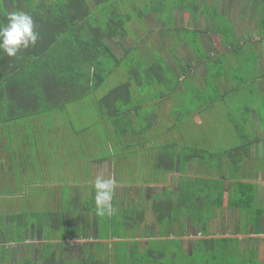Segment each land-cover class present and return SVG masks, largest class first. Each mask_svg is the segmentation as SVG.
Wrapping results in <instances>:
<instances>
[{
  "label": "crops",
  "instance_id": "1",
  "mask_svg": "<svg viewBox=\"0 0 264 264\" xmlns=\"http://www.w3.org/2000/svg\"><path fill=\"white\" fill-rule=\"evenodd\" d=\"M39 1L42 0H30ZM94 1L87 0L88 15L84 21L72 19V23H83L84 34L89 32L85 39L99 35L119 59L145 67L161 65L162 69L152 72V82L146 81L151 87L148 91H137L131 82L133 104H147L141 112L144 119H134L137 124H151L154 132H160L155 136L157 140L178 145L176 168L167 175L166 182L144 186V196L131 202L135 220L122 237L110 230L102 236L96 214H84L83 222L94 221L95 227L79 234L83 240L93 241H85L81 258L86 249L91 251L99 244L100 264H117L113 248L115 243H121L127 260L138 264H149L139 255L155 258L157 252L162 253L158 258L180 253L198 258L199 264H264V0H144L136 14L126 13L123 17L119 13H124L126 7L118 12L119 8L105 9ZM25 3L26 0H0V22H5L11 12L26 13ZM102 11L110 13L103 24L99 16ZM116 22L126 23L125 32L113 33ZM96 27L102 30L97 36L91 30ZM51 50L53 53L48 54ZM60 50L54 42L26 67L37 68L45 60H59ZM72 53H66L67 57L75 58L80 52ZM24 56L25 50L19 52V57ZM131 68L126 69L130 72ZM120 69L121 64L98 88V95L128 81L121 79ZM92 101L91 96L89 102ZM77 107L85 109L79 104H68L71 115ZM80 116L82 123L93 121L85 114ZM71 131L67 128L68 134ZM130 136L137 137L131 133ZM113 164L108 161L105 170L93 166L92 183L87 184L94 185L97 178L107 176L106 180L119 189L115 201L122 209L130 203L133 193L127 195L128 185H116L111 179ZM182 183L203 189L204 197L195 195L194 204L185 198L186 205H180L176 215L168 213L158 220L160 213L154 205L160 196L156 194L161 192L164 198L171 190L170 195L176 200ZM136 186L132 184L130 189ZM140 207L144 209L141 221L133 214ZM73 222L79 226L77 218ZM73 222L69 217L66 220L68 227ZM57 230H49L57 250L74 252L70 242L73 239L58 244ZM25 255L24 248L19 247L7 264H19ZM66 257L68 261L77 258Z\"/></svg>",
  "mask_w": 264,
  "mask_h": 264
},
{
  "label": "trees",
  "instance_id": "2",
  "mask_svg": "<svg viewBox=\"0 0 264 264\" xmlns=\"http://www.w3.org/2000/svg\"><path fill=\"white\" fill-rule=\"evenodd\" d=\"M26 13L32 16L38 34L35 46L25 50V58L19 57V53L16 57L0 55V232L5 234L0 240V264L13 259L19 247L26 251L19 264H100L99 244L91 251L86 249L84 258L68 261L65 251L59 252L55 247L49 230H63L68 227V217L73 222V218L84 217L87 212L96 213L97 225L102 221L113 227L117 212H125L124 216L133 212L131 202L144 196L141 194L144 186L164 184L167 175L175 170L178 143L159 141L155 136L160 132H154L151 124L136 123L135 116L141 118L147 104H133L130 91L133 80L145 77L152 82V72L162 67H145L134 61L130 70L133 75L128 81L114 85L100 96L96 91L116 68L125 62L132 66V62L117 58L101 42L99 27L91 29L97 38L88 40L85 36L89 32L84 34L83 23H72V19L84 21L87 17V0L59 3L42 0ZM54 42L61 49L59 60H45L37 68L26 67ZM73 51L80 53H76L75 58L67 57L66 53ZM52 53L51 50L48 54ZM107 68H110L108 73H104ZM156 79L163 82L161 77ZM91 96L93 101L89 102ZM68 104H79L85 109L74 108L71 115ZM83 114L89 119L92 117V123H82L80 115ZM67 128L72 130L70 134ZM130 133L137 137L128 138ZM110 160L115 164L110 177L116 185H128L126 194L133 193L130 203L121 209L114 191L113 211L100 216L95 211L93 189L91 199L83 203L85 206L80 203L75 207L74 197L67 207L61 205L59 184L88 185L91 168L98 165L105 170L104 165ZM44 182L53 185L42 190ZM132 184L137 185L133 190L130 189ZM190 186L182 183L176 200L170 195L171 190L164 198L161 192L156 194L160 196L154 205L160 213L158 220L168 213L176 215L180 205H186L185 198H190L194 204L195 195L204 197L203 189ZM39 191L40 197L36 198ZM76 193L75 199H78L80 194ZM15 194L19 195L17 202ZM143 212L140 207L133 214L141 221ZM126 218L128 221L129 216ZM46 225L48 229L43 239H38L36 228H46ZM79 234L60 235L58 244L66 239H83ZM123 251L127 253L125 248Z\"/></svg>",
  "mask_w": 264,
  "mask_h": 264
},
{
  "label": "rangeland",
  "instance_id": "3",
  "mask_svg": "<svg viewBox=\"0 0 264 264\" xmlns=\"http://www.w3.org/2000/svg\"><path fill=\"white\" fill-rule=\"evenodd\" d=\"M43 1L45 3H49L50 2V0H43ZM54 2L55 3H59V2H61V0H55ZM93 3H95L96 5L103 6V7H105V9H116V10H118V8H119L118 12L122 11V6L126 7V8H123L124 9V13H119L123 17V15L126 14V13H127V15L136 14L138 8L143 6L144 0H141L139 2H138V0H96ZM35 4H37V2L34 3V2H30V0H26L25 6L27 8H32V7H34ZM98 7L99 6H96L95 8L98 9ZM136 7H137V9H135ZM109 14L110 13H108V12L102 11V13L99 15L101 17V21H102L101 24L104 23V21L106 19V16H108ZM124 18H125V16H124ZM114 26H116L117 30H113V33L114 32L121 33V31H125L126 30V23L116 22L114 24ZM72 54H75V51H73ZM131 65L133 67L134 63H131ZM128 66H129V63L126 64V62H125V64H121V68H122V69H120L121 72H122L121 79H123V80L125 79V81L128 78H130V76L133 75V73L128 72V70L126 69ZM110 68H107V70L104 73H108ZM145 79L146 78L143 77V79H135V80L132 81L133 86L136 87L137 91H139V92L148 91L151 88L149 86V83H146ZM88 182L92 183V181H88ZM48 185H53V184L49 183V182H44V186H42L40 188L42 190H47L48 188L45 187V186H48ZM74 186H75V184L68 185L66 182H63V183L59 184V186H58V189H59V192H60V198H61L60 202L62 203L61 205H63L64 207H67V205H70L69 202H72L71 199L73 197H74L73 202L75 203V207H76L77 205L80 204V202L81 203H86V200L87 199L90 200L91 199L90 196H93V193H91V190H93V189L95 190L93 184H91V185H89V184L88 185H84V184L83 185H77L76 186L77 189ZM118 188H120V187L118 186ZM114 191L116 192V195L119 193V189H115L114 188L113 195H114ZM76 192H79V194L81 196V199H75L76 195H77ZM95 192H96V190H95ZM40 194L41 193L39 191L37 193V197L36 198H39ZM56 195H58V191H57ZM127 195H129V193ZM15 197H16V199L14 201L17 202L19 200V195L15 194ZM127 197H129V196H127ZM87 204H90V203L87 201ZM82 205L85 206L86 204H82ZM95 211L98 213L97 207L95 208ZM95 214H96L95 212H92L90 214V216L93 217ZM124 214H125V212H117L116 219H118V220H116V224L113 227L109 226L110 224L108 225V224L103 223L102 221H100V225H101L100 228L103 229L102 236L104 234L106 236V234L108 233V230H110L112 232V234L120 235L122 237L124 235V233L127 232V229L131 230V225H132V223L135 220L134 219V215H132V213L127 214L126 217L129 216V220L127 221V219L124 216ZM87 215H88V212H87ZM99 215L101 216V214H99ZM73 221H74V218H73ZM106 225H108V226H106ZM67 232L70 235L81 233L80 229H79V226L76 223H74L72 225V227H64L63 230L62 229L57 230L55 233H60V235L63 236V235H66ZM2 236L4 237L5 234H3ZM70 242L72 244L71 247L73 246V249H74L72 257H76L79 254H82L81 251L79 250L81 248L80 246H82L81 244H83L82 239L75 238V239L71 240ZM115 245L116 246L113 248V254L116 256L117 264H138L137 261L127 260V258H126L127 257L126 254L127 253L125 254V252L123 251L124 247H123V245L121 243H115ZM55 247H56V244H55ZM94 247L96 248L97 245H95ZM171 249L177 250V249H175V246H172ZM155 256L156 257L154 258V257H150L147 254H141V255L138 256V258L140 257V259H148V263L149 264H155L156 260H160L161 262H167L168 264H185V263H193V264L194 263H198L199 264V259L198 258H193L192 259V258H189V257L185 256L184 254H180V253H178L177 255H169L165 259L163 258V256L158 258V254H156ZM102 261H104V257H103Z\"/></svg>",
  "mask_w": 264,
  "mask_h": 264
},
{
  "label": "clouds",
  "instance_id": "4",
  "mask_svg": "<svg viewBox=\"0 0 264 264\" xmlns=\"http://www.w3.org/2000/svg\"><path fill=\"white\" fill-rule=\"evenodd\" d=\"M37 39L33 18L23 11L11 12L5 22H0V53L7 57H16L22 50L34 47ZM94 188L98 213L110 214L113 211L111 200L114 183L111 180L97 178Z\"/></svg>",
  "mask_w": 264,
  "mask_h": 264
},
{
  "label": "flooded vegetation",
  "instance_id": "5",
  "mask_svg": "<svg viewBox=\"0 0 264 264\" xmlns=\"http://www.w3.org/2000/svg\"><path fill=\"white\" fill-rule=\"evenodd\" d=\"M84 217H81V218H79L78 219V221H79V229H80V232H81V234H83V233H85V231L86 230H88V229H91L92 230V228H94L95 226H94V221H91L90 222V224H87L86 222H83V219ZM46 227L47 228H44V227H41V226H39L38 228H36V230H35V235H36V237L38 238V239H43V237H44V235H45V232L47 231V229H48V225H46ZM3 233H1L0 232V238H2L3 236ZM83 239H85V238H83ZM82 239V242H83V244H81L82 246H80L81 248L79 249L80 251H81V253L83 254V248H84V244H85V241L86 240H83ZM87 244H88V242H90L88 239H87ZM93 242V241H92ZM92 242H90V243H92ZM88 246H90V245H88ZM78 249V248H77ZM74 250V249H73ZM65 254L68 256V257H71L72 258V254H73V252L71 253V251H70V249L69 250H66L65 251ZM81 254H79L78 256H77V258H79V259H82L81 258Z\"/></svg>",
  "mask_w": 264,
  "mask_h": 264
}]
</instances>
